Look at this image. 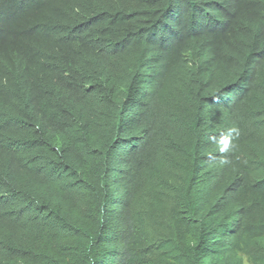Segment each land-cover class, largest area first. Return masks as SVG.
<instances>
[{
    "label": "trees",
    "instance_id": "16d2710c",
    "mask_svg": "<svg viewBox=\"0 0 264 264\" xmlns=\"http://www.w3.org/2000/svg\"><path fill=\"white\" fill-rule=\"evenodd\" d=\"M0 264H264V0H0Z\"/></svg>",
    "mask_w": 264,
    "mask_h": 264
}]
</instances>
